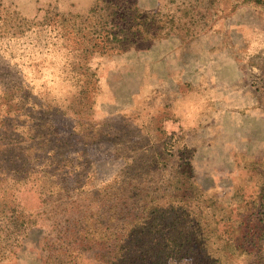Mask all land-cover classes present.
<instances>
[{
    "label": "rangeland",
    "instance_id": "obj_1",
    "mask_svg": "<svg viewBox=\"0 0 264 264\" xmlns=\"http://www.w3.org/2000/svg\"><path fill=\"white\" fill-rule=\"evenodd\" d=\"M99 1L0 0V210L36 225L10 246L0 220V264H48L49 234L57 256L61 227L112 205L128 222L145 202L159 208L143 238L162 264H192L200 223L218 243L253 232L224 255L264 264V0H108L136 3L141 39L86 54L60 17L83 20ZM18 144L28 185L6 177ZM61 188L68 202L52 198ZM70 254L64 264H100Z\"/></svg>",
    "mask_w": 264,
    "mask_h": 264
},
{
    "label": "trees",
    "instance_id": "obj_2",
    "mask_svg": "<svg viewBox=\"0 0 264 264\" xmlns=\"http://www.w3.org/2000/svg\"><path fill=\"white\" fill-rule=\"evenodd\" d=\"M99 3L100 4H97L91 9L88 16L83 20L78 19V17H71L72 19L67 21V18H64V16L60 17L63 24H70V30H75L77 36H81L83 39L87 40L89 47L85 50L86 54L93 51L96 52V50H99L102 54L107 50L113 51L115 49L122 52L125 51L126 48H131L135 45V42H133L134 39L140 40L142 36V30L138 29L146 25L144 16L140 14V10L137 8L136 3L126 2L124 4L120 2L123 4L122 6L120 3L115 4L116 2H110L108 0H101ZM136 20H138V23ZM113 44L116 45L117 48H110L109 45ZM18 149L23 150L19 144L16 149L10 147L8 150L9 157L7 169L9 174H7L6 177L7 180L14 183V185H28L33 180L30 176L32 175V170L30 169L22 172L27 165L20 168L22 164H18L16 160L12 158L13 153ZM52 183L50 184L52 185ZM63 191L65 192L67 190L61 188L59 192L52 193V198H54L56 202H68L66 198H63ZM101 193L107 198L102 201L110 202L115 200L117 189L110 185L100 192V194ZM4 207H6V205ZM109 209V213H112V215L109 217L105 216L103 221L100 220L99 216H96L97 214L92 217L86 215L85 218H83L85 219L84 222L76 221L72 224V226H74L72 228L71 226L67 228L61 227L57 236V242L59 241L61 246L58 250L59 256L54 255L56 244L52 241V235L49 234L44 239V252L47 256V263L64 264L65 260L61 258L62 254L66 256L67 253H72L70 255H73V257L69 255L70 259H76L81 252L83 253L86 251L91 252L93 257L100 264H162V258L157 255L158 253L153 254L150 251V241L148 242L143 238L144 236H148V232L151 229L150 219L155 211H159V208H151L145 202L144 212L141 216L130 217L128 222L124 221L122 223L116 222L118 219L116 205L110 206ZM7 210V207L0 210V220L8 222L6 227V240L9 242V245L12 246L15 240H18L20 236L26 235L28 229L36 225L33 221L27 222V220H24L22 215H17L18 211ZM145 210H147V213H145ZM53 216L54 214L49 215L52 219L54 218ZM93 218H97V220H94L101 226V229L102 225L104 228L107 227L105 231H102L103 234L97 235L99 229L96 223H91ZM56 226L60 227L59 224ZM81 227H83V229L78 232ZM201 227L202 224L200 223L195 228L196 230H200L201 235L199 238H197L198 236L196 235L198 232L195 231L194 237L189 238L186 247H184V249H187V256L192 258V264L193 262L194 264H229L230 256H228L229 254L224 255V252L226 250L234 252L240 249L238 245L239 242H241V244L245 243L253 234V232L252 234H247L239 230V236L236 241L231 243L222 241L218 243L214 242L211 237H204ZM74 245H77L80 250H75L72 247ZM80 246L83 248H80ZM138 247L140 248L135 253L134 250ZM191 253H193V256H191Z\"/></svg>",
    "mask_w": 264,
    "mask_h": 264
}]
</instances>
